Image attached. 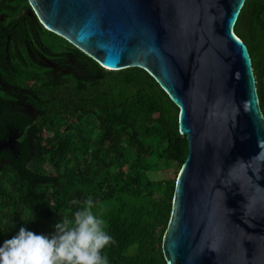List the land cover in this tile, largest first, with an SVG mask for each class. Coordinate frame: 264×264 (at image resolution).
<instances>
[{"label": "trees", "instance_id": "obj_1", "mask_svg": "<svg viewBox=\"0 0 264 264\" xmlns=\"http://www.w3.org/2000/svg\"><path fill=\"white\" fill-rule=\"evenodd\" d=\"M29 6L0 0L11 24ZM41 27L56 67L12 73L11 83L28 81L34 112L21 113L22 152L0 169V246L21 227L53 234L91 197L115 241L102 252L108 264H166L162 238L188 154L177 106L144 69H106ZM233 30L250 55L264 117V0H245Z\"/></svg>", "mask_w": 264, "mask_h": 264}, {"label": "water", "instance_id": "obj_2", "mask_svg": "<svg viewBox=\"0 0 264 264\" xmlns=\"http://www.w3.org/2000/svg\"><path fill=\"white\" fill-rule=\"evenodd\" d=\"M245 0H28L102 67H140L177 106L188 154L162 238L166 264H264V117Z\"/></svg>", "mask_w": 264, "mask_h": 264}, {"label": "flooded vegetation", "instance_id": "obj_3", "mask_svg": "<svg viewBox=\"0 0 264 264\" xmlns=\"http://www.w3.org/2000/svg\"><path fill=\"white\" fill-rule=\"evenodd\" d=\"M13 20L11 24L8 14L0 12V169L9 163L11 156L17 158L22 152L24 115L21 113L33 116L34 112L26 102L28 81L20 86L11 83L12 73L16 74L17 67L23 74H30L39 65L51 70L56 67L53 53L42 44V24L31 7L21 8Z\"/></svg>", "mask_w": 264, "mask_h": 264}, {"label": "clouds", "instance_id": "obj_4", "mask_svg": "<svg viewBox=\"0 0 264 264\" xmlns=\"http://www.w3.org/2000/svg\"><path fill=\"white\" fill-rule=\"evenodd\" d=\"M97 204L86 198L72 218L63 217L54 225L50 235L21 227L0 246V264H108L102 252L115 241L105 220L93 211Z\"/></svg>", "mask_w": 264, "mask_h": 264}, {"label": "rangeland", "instance_id": "obj_5", "mask_svg": "<svg viewBox=\"0 0 264 264\" xmlns=\"http://www.w3.org/2000/svg\"><path fill=\"white\" fill-rule=\"evenodd\" d=\"M172 171H173V168H169L167 169V171L165 172V174H167L168 176L172 175Z\"/></svg>", "mask_w": 264, "mask_h": 264}]
</instances>
